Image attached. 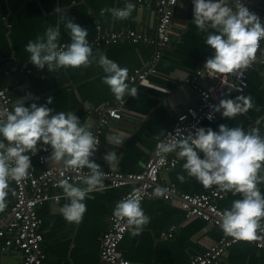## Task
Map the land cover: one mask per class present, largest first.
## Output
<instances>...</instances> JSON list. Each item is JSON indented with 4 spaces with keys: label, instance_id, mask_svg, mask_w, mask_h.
Wrapping results in <instances>:
<instances>
[{
    "label": "crops",
    "instance_id": "1",
    "mask_svg": "<svg viewBox=\"0 0 264 264\" xmlns=\"http://www.w3.org/2000/svg\"><path fill=\"white\" fill-rule=\"evenodd\" d=\"M131 2L135 5L131 14L118 19L107 9L124 7L125 0H0V76L4 70L10 71L9 76L1 78V86L13 98V104L18 98H23L25 106L33 101L38 105L44 104L51 96L53 102L47 107L54 112L73 111L82 123H88L92 128L96 123L97 109L114 97L102 81L105 75L102 69L95 62L87 67H63L53 71L37 69L28 60L25 45L29 40H35L37 35H43L49 25H58L60 44L69 43L70 36L64 26L68 18L87 29L86 40L94 36L98 24L106 31L133 29L153 39L157 23L154 0ZM179 3L183 7L177 6L173 10L170 42L157 63L156 74L148 75L144 83L137 85L135 97H123L125 103L120 110L121 117L111 119L105 128L101 151L92 159L101 170L123 173L142 170L154 143L170 128L175 116L197 102L195 92L186 81L197 70H202L198 84L207 86L210 83L204 63L214 50L205 43L207 33L198 30L192 21L191 0H179ZM227 4L235 10L232 0H227ZM242 4L258 17L263 14L264 0H244ZM57 7L62 11L54 12ZM99 52L105 53L121 67H127L128 83L134 69L147 67L153 47L148 43L121 40L94 50L93 54ZM20 69L23 71L19 72ZM237 95L251 96L253 107L231 118L222 117L219 113L214 122L202 127L216 130L221 123L246 130L259 127L261 136H264V45L248 70V85L244 92L234 93L230 98ZM258 118L261 120L259 125L255 124ZM120 132L127 138L119 145L105 139L109 134ZM106 151L116 152L118 163L115 168H110L103 159ZM36 152L51 158L50 147L39 141ZM199 155L202 157L203 153ZM174 156L176 167L160 174L161 184L174 185L178 191L188 194L202 192L204 186L195 177H188L183 169L184 159L175 153ZM30 161V170L38 172L42 169L36 160ZM60 162L53 158L50 160L51 165ZM177 174L185 176L183 182L178 180ZM258 174L264 175V171ZM257 186L264 194V181ZM211 187L223 195L217 202L222 210L230 208L233 200L242 198L239 192L215 185ZM125 189L106 188L89 193L84 201L86 211L79 223L67 221L60 212L61 206L67 202L63 190L50 191L45 203L38 208L46 254L43 264H103L99 257L101 235L107 229L115 204ZM6 199L8 204L0 211V220L8 216L14 201L11 181ZM140 203L150 218L149 222L137 235L132 234L134 226H131L119 246V254L130 264H189L191 257L202 253L219 238L230 236L221 227L210 226L197 217L185 218L177 200L152 198ZM171 226L176 228L174 236L162 238L161 233ZM258 230H264V218H261ZM0 264H19L18 253L0 252ZM221 264H264V253L238 242L227 249Z\"/></svg>",
    "mask_w": 264,
    "mask_h": 264
},
{
    "label": "clouds",
    "instance_id": "2",
    "mask_svg": "<svg viewBox=\"0 0 264 264\" xmlns=\"http://www.w3.org/2000/svg\"><path fill=\"white\" fill-rule=\"evenodd\" d=\"M232 2L235 10L228 6L227 0H191L192 21L198 30L207 33L205 43L214 50L204 63L212 74L232 73L248 66L255 57L260 41L264 39V22L240 0ZM134 7L131 0H125L124 7L107 10L114 18L125 19ZM61 11L60 7L54 9L56 13ZM64 26L70 36L69 43L58 42V25H49L43 35H37L35 40L27 42L25 50L29 53L31 64L37 69L53 71L60 67H87L95 62L105 73L103 83L117 100L126 95H137V89L126 82L127 67H121L103 52L93 54L86 40V28L70 18ZM52 102L53 98L49 96L44 104L38 105L33 101L25 106L23 98H18L11 109L0 107V211L8 204L9 181H18L29 175L30 155L37 151L39 141L42 145H48L51 158L63 161L67 169H88L82 180L83 186L68 179L59 182L67 199L60 212L67 221L79 223L86 211V196L105 187L103 178L107 174L100 170V165L90 160L99 145V137L93 133L91 125L82 123L73 111L54 112L47 107ZM252 107L251 96L237 95L220 99L213 106V111L231 118ZM260 123L258 118L255 124ZM169 135L172 139L157 144L161 162L166 159V154L174 152L184 159L182 167L187 176L195 177L205 188L215 185L241 193L242 198L233 200L231 207L220 214V227L232 237L255 239L260 220L264 218V194L257 186L264 181V175L258 174L264 171V136H261L260 128L246 130L241 126L231 127L221 123L216 130L205 126L197 127L194 133ZM125 138L127 135L123 132L105 137L109 143L117 145ZM199 153H203V156ZM103 159L110 168L117 166L115 151H106ZM177 178L183 182L185 176L177 174ZM161 192L162 189L157 188L154 195L159 196ZM133 193L117 201L113 214L117 219L125 220L127 225L134 226L132 234L137 235L150 218L135 194L138 190L134 189Z\"/></svg>",
    "mask_w": 264,
    "mask_h": 264
},
{
    "label": "built area",
    "instance_id": "3",
    "mask_svg": "<svg viewBox=\"0 0 264 264\" xmlns=\"http://www.w3.org/2000/svg\"><path fill=\"white\" fill-rule=\"evenodd\" d=\"M240 2L243 3L244 0H240ZM154 6L157 23L153 39H149L145 34L133 29L106 31L98 24L95 27L94 36L87 40L93 51L121 40L152 45L153 53L147 67L134 69L129 75L128 84L130 87L136 88L138 84L146 81L148 75L156 74L157 63L164 48L170 42L173 10L177 6L183 7L179 0H154ZM259 18L264 22V9ZM263 45L264 39L260 41L254 59L246 67L225 74H212L206 70L207 76L210 78V83L207 86L198 84L199 76L203 71L197 70L186 81L195 92L197 102L175 116L170 128L154 143L152 153L142 170L123 173L100 169L107 174L103 178L105 184L103 189L126 188L119 200L134 194V189L138 190V193L135 194L139 196L140 202L152 198L177 200L185 218L197 217L210 226L220 227V214L224 210L218 206L217 202L223 198V195L212 187H203V191L198 194H188L178 191L174 185L161 184L160 174L173 170L176 167L177 159L173 152L166 154V159L161 162L160 154L157 152V144L159 141L172 139L169 134L177 135L179 132L186 135L189 132L194 133L197 127L214 122L220 112L213 111V106L218 104L220 99L230 98L234 93L241 94L244 92L248 85V70L256 61L257 54ZM61 68L63 67L57 69ZM22 71V69L19 70V72ZM9 75L10 71L4 70L0 76V107L11 109L14 100L6 88L1 86V78ZM124 103L123 98L117 100L113 97L111 102L103 104L97 109L96 123L91 130L99 137V145L90 160L101 151L105 128L111 119L121 117L120 110ZM30 159L36 160L42 169L38 172L29 169L28 176L18 181L10 180L14 188V201L8 216L0 220V252L16 251L19 264H43L46 254L43 249L44 237L40 229L42 219L38 214V208L45 203L50 191L62 189L59 185L61 180L68 179L70 182L82 184L88 169L84 168L80 171L67 169L63 161L57 165H51V158L39 155L37 152L31 154ZM157 188L162 189L159 196L154 195ZM130 227L125 223V220L117 219L114 214L110 216L108 227L100 239L99 257L103 264H130L119 254V246ZM175 231L176 228L171 226L161 233V237L172 238ZM238 242L251 245L264 253V230H257V236L252 240L238 239L232 236L221 237L202 253L191 257L189 264H221V259L227 249Z\"/></svg>",
    "mask_w": 264,
    "mask_h": 264
},
{
    "label": "water",
    "instance_id": "4",
    "mask_svg": "<svg viewBox=\"0 0 264 264\" xmlns=\"http://www.w3.org/2000/svg\"><path fill=\"white\" fill-rule=\"evenodd\" d=\"M235 6V5H234Z\"/></svg>",
    "mask_w": 264,
    "mask_h": 264
}]
</instances>
